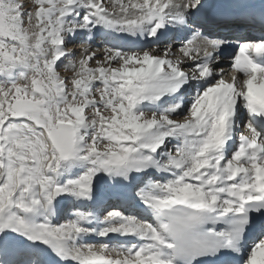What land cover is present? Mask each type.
Returning <instances> with one entry per match:
<instances>
[{
	"label": "snow or ice",
	"instance_id": "6c2138e0",
	"mask_svg": "<svg viewBox=\"0 0 264 264\" xmlns=\"http://www.w3.org/2000/svg\"><path fill=\"white\" fill-rule=\"evenodd\" d=\"M0 264H264V0H0Z\"/></svg>",
	"mask_w": 264,
	"mask_h": 264
},
{
	"label": "bare ground",
	"instance_id": "6f19581e",
	"mask_svg": "<svg viewBox=\"0 0 264 264\" xmlns=\"http://www.w3.org/2000/svg\"><path fill=\"white\" fill-rule=\"evenodd\" d=\"M125 2H127V0H125ZM74 48L77 49V50H79L81 47L74 46ZM222 66L225 67V70L228 72V74H231L230 73V69L227 67V65H222ZM226 78H228V77H226Z\"/></svg>",
	"mask_w": 264,
	"mask_h": 264
},
{
	"label": "rangeland",
	"instance_id": "374dc122",
	"mask_svg": "<svg viewBox=\"0 0 264 264\" xmlns=\"http://www.w3.org/2000/svg\"><path fill=\"white\" fill-rule=\"evenodd\" d=\"M74 46H76V47H82V45H81L79 42H77V43L74 44V45H70V47H74Z\"/></svg>",
	"mask_w": 264,
	"mask_h": 264
}]
</instances>
